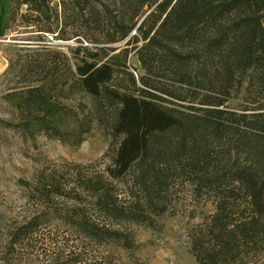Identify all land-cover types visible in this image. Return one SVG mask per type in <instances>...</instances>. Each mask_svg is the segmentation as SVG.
I'll return each mask as SVG.
<instances>
[{"label":"trees","instance_id":"1","mask_svg":"<svg viewBox=\"0 0 264 264\" xmlns=\"http://www.w3.org/2000/svg\"><path fill=\"white\" fill-rule=\"evenodd\" d=\"M8 1L9 30L27 43L3 73L17 79L2 98L19 115L5 123L71 146L97 126L109 142L96 160L35 171L37 208L8 225L0 263L124 264L116 253L130 252L128 264H147L134 228L158 229L188 184L214 208L188 231L195 264H264V0ZM48 36L78 44L63 53Z\"/></svg>","mask_w":264,"mask_h":264},{"label":"rangeland","instance_id":"2","mask_svg":"<svg viewBox=\"0 0 264 264\" xmlns=\"http://www.w3.org/2000/svg\"><path fill=\"white\" fill-rule=\"evenodd\" d=\"M23 32L21 28H18L17 31L10 32L8 30L3 36H0L2 57V63H0V256L6 242L7 228H10L8 225L15 224L23 217L35 213L37 205L27 203L29 198L27 184L32 181L35 171L45 162H54L51 165L54 166L63 161L88 163L96 160L105 152L109 142L106 131L97 126L93 127L80 145L71 146L48 138L43 133L36 134L34 139L25 138L18 130L5 123L16 122L19 118V115H16L13 108L2 98L3 92L12 87L17 79H11L3 73L8 66V59L13 60L25 53L20 46L22 43H27L24 40L27 34ZM131 35L138 36V33L133 31ZM43 41L49 44L52 50L63 53H68V47L78 44L76 38L60 41L48 36ZM124 43L121 42L116 46H121ZM135 51V49H131L129 64L134 69L131 71H136L139 74L140 69ZM231 98L232 100L226 104L234 110H239L241 99L245 98V91L232 92ZM174 104L177 107L187 106L184 103ZM174 192L176 193L173 196V211L159 220L158 229L134 228L139 247L133 252V255L141 262L147 264H195L189 253L188 231L199 225L207 215L214 211V208L211 201L194 196L193 189L188 184H179ZM57 226L55 224V227ZM58 232V237L63 238L61 240L63 242L64 238L68 237V232L61 229ZM66 243L70 252L77 251V249L71 248V246L77 245L75 239L68 237ZM57 247H60V243L56 244ZM89 248L85 250V255H109L107 249L97 251L92 247L90 252L91 248ZM47 257L49 259V256ZM116 257L121 259V262H125L124 264H128L132 253L117 252ZM33 258L35 263L32 261ZM37 259L40 258H36L33 254L32 258H27L23 260L24 262L12 261L11 264H48L47 261L42 263ZM63 260L65 258L59 263ZM108 260L112 261L113 259L110 257ZM0 264L5 263L1 262Z\"/></svg>","mask_w":264,"mask_h":264},{"label":"crops","instance_id":"3","mask_svg":"<svg viewBox=\"0 0 264 264\" xmlns=\"http://www.w3.org/2000/svg\"><path fill=\"white\" fill-rule=\"evenodd\" d=\"M10 8H11V2L10 1L3 0L0 2V36H3L9 30V11H10ZM0 63H2L1 54H0Z\"/></svg>","mask_w":264,"mask_h":264}]
</instances>
